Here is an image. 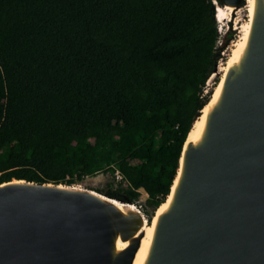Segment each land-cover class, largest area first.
<instances>
[{
  "label": "trees",
  "instance_id": "trees-1",
  "mask_svg": "<svg viewBox=\"0 0 264 264\" xmlns=\"http://www.w3.org/2000/svg\"><path fill=\"white\" fill-rule=\"evenodd\" d=\"M216 20L212 0H0V182L117 168L95 191L157 209L225 59Z\"/></svg>",
  "mask_w": 264,
  "mask_h": 264
},
{
  "label": "water",
  "instance_id": "water-1",
  "mask_svg": "<svg viewBox=\"0 0 264 264\" xmlns=\"http://www.w3.org/2000/svg\"><path fill=\"white\" fill-rule=\"evenodd\" d=\"M219 1L237 8L244 2ZM259 15L251 65L264 44ZM243 89L242 78L226 80L224 113L212 114L204 146L186 151L178 194L196 192L183 208L197 226L181 234L174 264H264V97L243 96ZM13 180L29 186L0 182V264H108L104 206L96 198L56 188L70 185Z\"/></svg>",
  "mask_w": 264,
  "mask_h": 264
},
{
  "label": "bare ground",
  "instance_id": "bare-ground-1",
  "mask_svg": "<svg viewBox=\"0 0 264 264\" xmlns=\"http://www.w3.org/2000/svg\"><path fill=\"white\" fill-rule=\"evenodd\" d=\"M244 2L248 4L249 15V20L244 27V35L240 38L242 31L241 34L238 31L240 39L234 43L221 70H217L218 82L210 100L193 121L195 124L183 143L178 168L170 191L164 202L157 208L151 224H148V220L133 204L119 202L94 190L84 189L76 185L56 187L67 192L87 193L104 206L102 213L106 221L108 264H174L173 250L177 241L183 238L181 237L183 232L194 228L197 221L195 215L183 208L195 198L196 192L185 197L178 194L185 174L186 151L191 148H202L207 140L212 114L214 112L224 113L222 102L226 80L242 78L243 96L246 94L249 96L251 92H254L256 98L264 97V44L259 47L255 62L252 65L249 62V57L254 51L252 44L257 37L256 19L260 16L259 14L264 16V0H244ZM237 9V7L228 4L217 5L215 8L216 19L223 20ZM260 101L262 105L263 99ZM246 108L242 107L236 117L239 113L245 112ZM244 118L245 115H242L239 122H244ZM227 124L226 122L225 126ZM227 138L228 136L225 135L220 140L225 146L227 143L224 140ZM5 185L29 186L20 180L13 179L1 184V186Z\"/></svg>",
  "mask_w": 264,
  "mask_h": 264
},
{
  "label": "rangeland",
  "instance_id": "rangeland-1",
  "mask_svg": "<svg viewBox=\"0 0 264 264\" xmlns=\"http://www.w3.org/2000/svg\"><path fill=\"white\" fill-rule=\"evenodd\" d=\"M248 4L245 2H242L241 5L238 7L237 10L233 11L229 17L223 19V20H216L217 23V29L219 32V39L218 43L223 44V51H222V57L225 58L224 60H221V58L218 60L217 65L215 66L214 70L210 76L208 77L209 81L206 80L205 85L203 87L204 92L208 91L211 87L212 92L214 91V88L218 82L219 75H217V70H221V67L224 65V63L227 61V58L230 55V52L233 48V45L235 42H237L240 38L244 35V27L246 23L249 20L248 15ZM238 31H242V35L239 38L238 37ZM228 41V43H227ZM213 74V75H212ZM76 185L78 187L84 188V189H91V190H98V191H105L110 188H114L116 186V182H114V179L112 178V175L109 172H101L97 173L91 176H84L79 181L72 184ZM140 195L136 201V207L140 211V208H144L145 211L148 213L147 217L150 218V214H153L152 217L148 220V224H151L153 216L157 209L154 211L147 207L144 203L146 199V194L142 189H139ZM141 212V211H140ZM146 218V216L144 215Z\"/></svg>",
  "mask_w": 264,
  "mask_h": 264
},
{
  "label": "built area",
  "instance_id": "built-area-1",
  "mask_svg": "<svg viewBox=\"0 0 264 264\" xmlns=\"http://www.w3.org/2000/svg\"><path fill=\"white\" fill-rule=\"evenodd\" d=\"M111 175H112V178L114 179V182L116 183L121 182L123 180L122 175L117 168H114Z\"/></svg>",
  "mask_w": 264,
  "mask_h": 264
}]
</instances>
